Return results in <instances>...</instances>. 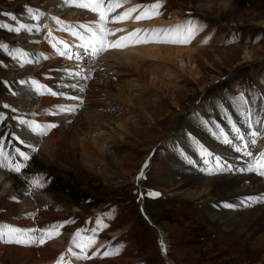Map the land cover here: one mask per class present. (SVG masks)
Listing matches in <instances>:
<instances>
[{"label":"rangeland","instance_id":"rangeland-1","mask_svg":"<svg viewBox=\"0 0 264 264\" xmlns=\"http://www.w3.org/2000/svg\"><path fill=\"white\" fill-rule=\"evenodd\" d=\"M145 1H143L145 5L157 2L147 0L149 3L146 4ZM159 2L162 3L160 10L162 16L147 19L144 21L145 24L142 23L145 27L132 28L130 23L127 25L124 22L119 24L123 23V30L130 33L137 29L174 28L172 21L175 19H179L177 25H185L191 21L199 31L187 45L154 42L148 45L160 44L165 47L186 49L192 46L198 49L199 53L194 63L189 62L187 55H184L186 58L183 63L157 60L146 61L147 65L140 63L137 65L138 68L142 69L144 74H148L146 77H140L138 71L131 67L127 74L123 67L109 58L115 49L94 56L84 55L87 50L82 47L78 48L82 50L78 53L83 54L76 56L74 51L68 55V50L71 49L68 48L63 51L65 53L63 56L58 57L59 51L50 47L55 52H52L55 55L52 58L64 57V61L68 63L47 66L49 63H45L46 60L41 53L38 54L41 52L40 41L45 37L44 31L37 28V25L42 24L40 19L36 18L32 23H28L30 30L9 31L10 28L15 29L20 25L21 16L30 14L29 9L35 13H42L43 15L39 16L44 19L49 11L45 7V0H0V45L7 46L0 48V114L5 116L8 107L11 108V120L8 118L10 125L16 127V131H33L19 122L23 119L28 120L39 110L37 105L32 106V103L26 101L29 93L34 92L31 82L35 79L30 75V68L42 70L49 67L50 71L62 74V78L58 80L52 77L56 80L53 83L57 86L56 89L48 86L56 95L47 93V96L51 95L57 99L60 97V107L56 113L50 114V118L56 120L58 126L63 124L62 136L65 132V138L69 140L77 133L80 134L78 130L82 127L81 119L90 117L95 120L92 127L97 129L94 133L88 132L85 137L91 143H98L103 152L112 154V158L114 157L118 163L115 167L109 160L103 159V164L94 163L97 167L91 170L86 163L84 166L80 161L83 156L82 150L77 151V157L68 154L72 153L71 147H75L77 141H73L74 146L67 148L66 140L63 141L64 145L55 159L44 158L49 166L45 162H39L43 149H34L30 154L29 150H22L30 157L24 161L18 154L15 155L14 162L24 165L21 171L17 173L0 168V172L23 182L21 184L25 185L24 189H32L31 193L35 191L43 193L53 200V203L55 202L46 204L48 210L43 207L46 210L35 215V222L38 224L36 230H42L41 232L52 229L53 226H62L58 227V231L59 235H64L62 239L65 247L60 251L65 249L69 251L67 250L69 248L75 251L72 237L77 233L86 238L92 236L95 230V243L107 242L102 248L103 251H99L98 257L94 254L97 248L92 246L87 248L84 254L88 259L82 257L85 264H264L262 251L252 254L246 250L244 240L219 235V231L205 220L204 214H207V211L199 204L200 201L173 195L189 188L192 191L194 189L189 186L181 188L188 182L187 176L190 173L174 161V153L171 150H162L167 135L171 138L177 133L183 134V138L195 136L193 130L188 127L195 118L192 113H200V116L197 115L199 122L203 123L205 120L211 124L215 122L219 128L218 136L213 131L204 129L211 131L210 135L214 136L215 140L223 141L224 136L221 135L223 132L233 140L230 145H226L228 148L241 149L243 142L248 141L249 144L246 138L248 136L250 140H256L251 147V155L255 154L254 157L261 158L264 154V117L258 114L257 119L255 114L254 121V117H251L252 112L239 110L248 103L249 99L244 96L248 91L260 93L264 97L262 94L264 0H159ZM65 7L66 5L55 14L62 16L68 13L69 16L70 13V18L77 13L96 15L79 8L75 10L81 12L75 11L74 6H71L73 9L71 12H67ZM111 15H116V12ZM158 19L168 23V26L157 25ZM25 50L30 51L26 57L29 62H24L22 66L25 57L20 54ZM190 69L195 70L194 75L189 74ZM50 71L49 74L54 76ZM157 77L168 85H175L176 89L167 90L166 86L157 88L155 86L158 84ZM91 84H98L100 87L110 84L112 92L106 88L98 91L94 89L97 95L94 93L92 95ZM43 93L37 92L35 102L46 96V93L44 95ZM234 97L238 99L236 103L233 102ZM15 101L19 103L24 101V104L10 105ZM259 103L261 102L258 101L257 104ZM4 105L8 107L5 108ZM227 113L232 115L230 117L232 120L226 123L227 130H224L222 123L229 117ZM8 121H0V139L8 146L6 151L14 153L15 148L20 149V146L8 133L6 124ZM27 122L32 124L36 119L31 116ZM251 132L255 133V136ZM39 135L45 138L41 131ZM240 137L243 139H239ZM175 153L180 155L178 150ZM181 158L186 166L188 164L192 166L184 155ZM200 160L205 161L204 157H200ZM148 161L149 168L145 167ZM220 162L226 164V161ZM255 166L252 171L259 175L260 170ZM193 167L196 169L195 164ZM123 171L129 175L124 176ZM197 172H201V169H197ZM232 172L229 170L225 175L235 174V171ZM205 176L210 179L218 177L219 174L213 171V174L206 173ZM261 179L264 180V176H261ZM33 180H37L39 186L34 185ZM8 186L10 185H7L10 190L11 186ZM157 193L158 195H154ZM220 194L218 192L215 196L219 197ZM11 195L0 197V227L12 226L13 219L19 216L18 210H14L8 202L9 197L13 198L15 193ZM220 209L227 212L226 210H232L233 207L230 205H224L223 208L213 207V210ZM105 251L112 254L104 256ZM67 254L71 256V253ZM0 264L24 263L5 256L0 259ZM63 264L68 263L63 261Z\"/></svg>","mask_w":264,"mask_h":264},{"label":"bare ground","instance_id":"bare-ground-1","mask_svg":"<svg viewBox=\"0 0 264 264\" xmlns=\"http://www.w3.org/2000/svg\"><path fill=\"white\" fill-rule=\"evenodd\" d=\"M143 1L145 0H129V2L125 4L123 8L116 10V15L125 11L127 8H131L136 5H145ZM45 2H46L45 7L49 11L45 14L44 19H41L39 15H36L35 18H33V15L26 14L19 18L20 19L19 23L20 25L23 24L25 26V29L29 30V24L32 23V21H34L36 18L40 19L42 21V24L37 25L38 26L37 28L39 29V31L40 29L44 31L45 37L42 41H40L41 52H38V54L41 53L40 55H43V57L46 60L45 63H49L47 66H50V64H62V63L66 64L68 62L64 61L65 60L64 57L63 58H57V57L52 58L54 55L52 52L54 51L51 50L50 47L55 49L56 51H59L58 57L63 56V55H60V53L63 51L65 52L68 48H71L70 50H68L69 51L68 55H70L71 52L74 51V55L80 56V54H83V53L79 54L78 52H82V50L81 49L78 50V48H82L80 44L83 45L84 42L88 40L90 36V33L85 28L81 27V25H86L92 28L93 30H95L97 26L98 17L96 15L89 16V14L81 15L78 13L75 14V16L72 18L69 17L70 13H69V16L67 15L68 13L62 16H57L55 13L59 9L63 8L65 5H66L65 8H67V10L66 9L65 10L67 12L69 11L71 12L73 10L71 9V6H70L71 4L64 3L65 0L64 2H62L61 0H45ZM145 2L146 4L149 3L147 2V0ZM75 9H78V8L74 7V10ZM75 11H80V10H75ZM33 13L35 14V12ZM138 14L139 13H134L133 19H129L125 21L124 24L127 23L128 25L130 23L129 25H131L132 28L133 27H137V28L145 27L144 21H146L147 19L139 21V22H136L134 20V16ZM159 16H162V15L160 14ZM57 20L60 21V23H57ZM161 20L160 19L157 20V22L159 23L157 25L161 24L163 26L164 25L168 26L167 25L168 23L161 21ZM178 22H179V19H175L172 21V25L176 27L178 26L177 25ZM122 25H120L119 23H109L108 27L113 30H115L116 27H118L119 29H123L124 26L122 27ZM127 25L125 27H127ZM148 25L150 26L151 24H148ZM83 32H85V34H82ZM117 32L114 36H110L108 39L110 41H115L122 36L128 35L127 30L117 31ZM73 33H77L78 35H73ZM81 36L84 38L83 40L80 39ZM148 44L149 43H144L140 45L134 44V45H130L123 49H115L114 50L115 52L110 53L111 55L109 56V58L113 59L115 63L123 67V70H126L125 72H127V74L130 70L129 68L131 67L135 69L136 71H138V74L140 77H146L148 74L147 75L146 73L144 74L142 72V69L138 68L140 63H142L143 65H147L146 61H156V60L158 62L165 61V62L174 63L176 61L177 63H183L185 61L184 58L186 57L189 59L190 63H194L195 58L197 57V54L199 53V50L195 49V47H192V46L186 49L182 47H165L163 45L161 46L160 44H153L149 46ZM65 45H67V48H65ZM72 46L74 47L77 46V48L76 47L74 48ZM28 52L30 51L25 50L23 52L24 54H26V57L29 56ZM85 54L90 55L93 53L91 52V49H87V51L84 52V55ZM93 55L96 56L97 54H93ZM184 55H187V56L184 57ZM48 57L51 58V60ZM247 57H246L247 59L250 58L248 54H247ZM36 59H38V57ZM32 61L34 62V59ZM184 65L185 64H183V66ZM49 71H50L49 67L48 69H42V70H37L34 67L30 68V72H31L30 75H32V77L40 85L43 86V90H42L44 92L43 95L46 93V96L42 97L39 100L37 99L38 102H35L37 91L34 88L35 93L28 92L29 96H27V98L25 97L27 102L32 103V106L37 105L39 107L38 112L34 113L31 116H34L36 119V122L34 123L40 125L41 127L32 129L33 131H30V132L29 131L21 132V130L16 131L15 130L16 127L14 128L12 125H10L8 121V118L10 119V116L12 115L11 108L9 107L7 109V114L4 116L5 119H3L5 122L8 121L6 123L8 133L13 137L19 138V139H15L16 140L15 142L16 143L18 142L17 144L20 146L21 151L29 150V152L28 151L27 152L28 154H30V151H33L34 149H39V148L43 149L42 157L41 159H39V162L41 163L45 162L44 158L55 159L58 154V151L64 145L63 141H66L68 139V138L67 139L65 138L66 137L65 132H64V135L62 136L63 124L61 123V125L58 126L57 121L50 118L51 116L50 114L57 111L58 108L60 107V103H59L60 97L57 99L56 97L54 98L51 95L47 96V93H49V90H50L49 87L53 89L57 88V86L53 85V83L56 80L62 78V74L60 72L55 73V71L54 72L50 71L54 75L52 76L49 74ZM103 73L106 76V73L105 72ZM103 73L101 75H103ZM189 74L194 75L195 70L190 69ZM88 76L90 77V75ZM52 77H55L56 80L55 78L52 79ZM108 77L110 78V76ZM71 79L73 80V78ZM156 81H158V84L155 85L157 86V88H162V86H166L167 90L173 91L174 89H176L175 85H171V84L168 85L164 83L163 81L159 80L158 77L156 78ZM91 86L93 87V89L91 88L90 90L92 95L93 93L94 95H97V93L95 92L96 90L97 91L105 90V88L112 92V85L110 84L107 86L104 85V87L103 85H101L100 87V85L98 84H93V85L91 84ZM94 89L96 90L94 91ZM77 90H78V87H77ZM51 91L52 89L50 90V92ZM58 94L60 96L59 92ZM262 94L264 95V93ZM15 96L17 97V95ZM244 96L247 98V100L248 99L249 100L245 106H241L239 108L240 112H242L243 110L245 112H252L251 117H254V121H255V114H256L257 119H259L258 114H261L263 118L264 117V97H262L260 93L254 94L253 92H249V91ZM227 98L229 99L230 97H227ZM232 99H233V102L235 103L238 101V99H236L235 97ZM18 101L12 102L10 105L19 106L20 103L24 104V101L20 103ZM258 101H260L261 103L257 104ZM111 107L113 106L111 105ZM197 110H198V107H197ZM198 114L200 116V113H197V114L192 113V115L195 118L193 119V123L190 124V127H188V129L191 128L193 130L192 132L193 134H195V136L191 135L190 137L185 136L186 138H183L182 137L183 134L177 133V135H174L172 138L170 136L168 137V135L164 138L166 142L164 143L165 145L162 150H168V149L171 150L174 153L173 155L174 161H176L178 165L182 166V168L185 169L186 172L190 173V175L188 174L187 176L188 182L185 185L181 186V188H185L189 186L194 189V191H192V189L189 188V190H185L182 192L179 191V193H175L173 195L177 196L178 198H185L191 201L193 200L200 201L199 204L205 207L206 208L205 210L207 211V214H204L205 220L215 230L219 231V235L226 236V237L234 236L235 238L239 240H244L246 250L251 252L252 254L253 253L258 254L261 251L264 253V203H263L264 180H262L263 178L261 179L262 175L260 174L257 175L256 173H254L255 171L253 172V171L248 170L250 166L252 167L255 166L257 163V160L260 159V158L254 157L256 156L255 154L251 155V147L254 145L256 140H250L248 136H246V138L249 140V144H248V141L246 140L247 142L246 143L243 142V148L240 147L241 149H237L236 147L228 148L226 145L227 144L230 145L232 142L225 143L224 140L223 141L215 140L214 136L210 135L211 131H213L217 136L219 135V128L217 127L215 122H213V124L208 123L206 120L203 123L201 121L199 122L198 117H197ZM228 116L229 117L226 119V121L222 123L224 125L223 126L224 130H227L226 123H229L230 122L229 120H232L230 118L232 117V115L228 114ZM30 117L28 119L29 121H30ZM203 117H206V116H203ZM23 120L26 122L28 121L27 119L26 120L23 119ZM81 120H82L81 122L82 127L80 130H78L80 134L77 133L76 134L77 136L76 135L72 136V138L67 140L65 144V146L69 148L71 145L74 146L73 141H77V143L75 144V147H71L73 148V150H71L72 153L68 152V154L71 156L75 155V157H77L76 156L77 151L82 150L83 156H82V160L80 161L82 165L86 163L85 165L89 167L91 170L96 169L97 167V165L94 163L99 162L100 165L101 163L103 164V159L109 160L110 163H112L116 167L118 163L116 162V159H114V157L112 158V154H109L108 152H103L98 143H91L85 137V134L88 135L87 134L88 132L94 133L96 131L97 128L92 127V124H95V120L90 117L83 118ZM48 125H55V127L51 128L50 130H47V134L45 135V138L40 137L39 135L40 131L42 129H45ZM234 126L237 127L236 124H234ZM204 129H209L211 131H207V130L204 131ZM251 134L253 133L251 132ZM227 138L230 141H233L231 138H229L228 135H227ZM20 141H23V143H20ZM173 145L176 147L174 148ZM177 150L180 152V155L178 154L180 157L177 155V153H175ZM202 150L207 151L211 155L206 158V156L202 154ZM258 151H257V155L259 154ZM182 155H184L185 159H188V162H190L192 166L189 164L187 166L185 165L186 164L185 161H183V159L181 158ZM89 157H92L93 159L91 160V158ZM200 157H204V160L205 161L207 160V163H205V161L202 162V160H200ZM215 158H219L220 161H223V162L226 161L225 162L226 164L223 163L221 164L220 169H216ZM150 159L151 158L149 157V160ZM45 163L46 165L49 164L47 162ZM193 164H195L196 169L195 167H193ZM149 166H150V163L148 161L146 162L145 167L149 168ZM117 169H119L120 171L123 170L121 168H117ZM197 169H201V172H197ZM209 169H213V171L217 172L219 176L210 178V179L205 178L206 177L205 174L209 173L208 171ZM229 170L230 172L235 171V174L232 172L233 174L225 175V172H228ZM114 173L117 174V172H114ZM123 175L127 176L129 174L128 172H124ZM21 183L23 182H20L17 178L10 177L8 176V174L6 175L0 172V197L4 198V196L7 197V195H11L15 193V196L13 198L9 197L8 202L14 210H18L19 212V216L13 219L12 226L0 227V230L6 231L7 227L17 228V229H20L22 232L27 233V236H25L24 239H38L42 233L41 232L42 230L40 231L36 230L38 224L35 222V215L39 214L38 212L46 210L47 207L45 205L53 203V200H51L48 196L44 195L43 193H38L36 191L34 193H31L32 189H24L25 185ZM7 185L11 186L10 190L7 188ZM218 192H220L221 194L219 195V197H216L215 194ZM224 205L225 206L230 205L233 207V209L232 210L224 209L227 212H224L223 209L213 210V207L215 206L223 208ZM43 207H46V209H44ZM220 211H223V212H220ZM42 216H44V214ZM59 236H60L59 239L57 236H55L53 239L47 240L43 245H40L37 243H26V244H17L14 242L8 243L6 242L8 237L5 236L3 240H0V259L6 256L12 259L20 260L24 264H58V261L63 256L64 262H67L68 264H71L72 262H74V264H85V262L82 259L83 255H85L84 254L85 252L81 253L80 249L76 247L75 244L73 243L75 236L72 237L73 248L75 247L77 249V251L76 249H73L75 250L74 252L65 251L66 249L63 251H60V249L61 250L64 249L65 245H64V239H62L64 235H59ZM106 245H107V242L94 243L92 245V247L97 248V251L94 252V254H96V257L99 256L100 254L99 251L102 250V248H104V246ZM66 248H67V245H66ZM67 250H70V248ZM68 252L71 253V256L70 254H67ZM78 256L80 258H77ZM100 257H103V256H100Z\"/></svg>","mask_w":264,"mask_h":264},{"label":"snow or ice","instance_id":"snow-or-ice-1","mask_svg":"<svg viewBox=\"0 0 264 264\" xmlns=\"http://www.w3.org/2000/svg\"><path fill=\"white\" fill-rule=\"evenodd\" d=\"M66 3H70L71 6H74L79 9L88 10L97 15V26L96 29L93 30L92 28L81 25V27L85 28L89 33V39L84 42L82 47L86 50L91 49L93 54L102 53L108 51L110 49H123L130 45L134 44H144V43H171V44H178V45H187L194 39L195 35L199 31L196 25L189 21L185 25H178L174 28L170 29H151V30H144V29H137L133 32L128 33L127 36H122L115 41H110L108 38L110 36H114L117 31H124L123 29H110L108 27L109 23H120L125 22L129 19H133L134 13H139L138 15L134 16V20L136 22L146 20V19H153L159 16L160 8L162 7V3L157 0L156 3L150 5H136L131 8H127L125 11L121 12L118 15L112 16L111 14L116 12L117 9L123 8L125 4L129 2V0H65ZM30 15H33L35 18L36 15H43L42 13H33L31 9H29ZM111 17V18H110ZM15 19V17H12ZM57 23L60 21L57 20ZM25 30V26L23 24L19 25L17 28L12 29L10 28L9 31L20 32ZM30 30V29H29ZM73 35H78L77 33H73ZM80 39H84L82 36ZM59 43V42H58ZM0 48H7L6 45H0ZM67 48V45H65ZM19 51V50H18ZM64 52H61L60 55H64ZM22 57L25 59L22 61V66L24 62H29L26 59V54L21 53ZM33 87L39 93L43 90V86L40 85L37 81L33 80L32 82ZM51 95H56L54 92H50ZM5 108L8 105H4ZM63 111H74V109H63ZM5 117L3 114H0V121H3ZM21 124H25L32 129L40 128L41 126L35 124H28V122L24 120L19 121ZM55 127V125H48L45 129L41 130L42 135L47 134V130ZM238 131V130H237ZM221 135L224 136L225 143H231V141L227 138V136L222 132ZM255 136V133H253ZM13 139H19L18 137H13ZM243 139V137H240ZM254 142V141H253ZM23 143V141H20ZM8 146L5 144L3 139H0V168H4L8 171L13 172H20L23 164L14 162L15 155L18 154L24 161L29 159V156L24 152L20 151L19 148H15L14 153H10L6 151ZM202 154L204 156H210L211 154L207 151L202 150ZM216 160V169L221 168V162L219 158H215ZM207 163V160L205 161ZM256 169H259V174L264 176V154H262L261 158L257 160ZM249 171L254 170L252 166L249 167ZM209 174H213V169H209ZM32 183L36 186H39L37 180H33ZM154 195H158L154 194ZM228 206V205H226ZM58 227L62 226H53L52 229L45 230L41 233L38 239H24L27 236V233L22 232L20 229L7 227L6 231L0 230V240H3L5 236L8 237V243H17V244H26V243H37L43 245L47 240L53 239L55 236H58L60 233L58 231ZM96 231L93 230V234L90 237H82L80 233H77L74 237L73 243L76 247H78L81 253L86 252V249L91 247L95 241ZM86 241V242H85ZM71 251V249L69 250ZM112 253L105 251L103 253L104 256L111 255ZM77 258H80L79 256ZM84 259H88L87 255L83 256ZM64 257L62 256L58 261V264H63Z\"/></svg>","mask_w":264,"mask_h":264}]
</instances>
